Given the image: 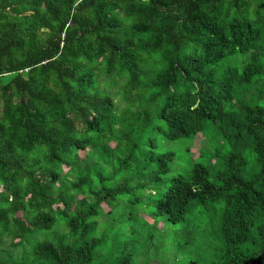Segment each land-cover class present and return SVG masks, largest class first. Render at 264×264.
I'll use <instances>...</instances> for the list:
<instances>
[{
    "label": "trees",
    "instance_id": "obj_1",
    "mask_svg": "<svg viewBox=\"0 0 264 264\" xmlns=\"http://www.w3.org/2000/svg\"><path fill=\"white\" fill-rule=\"evenodd\" d=\"M146 131L215 143L155 215L220 203L206 264H264V0H0V264H100V203L133 188L92 167L127 172Z\"/></svg>",
    "mask_w": 264,
    "mask_h": 264
},
{
    "label": "rangeland",
    "instance_id": "obj_2",
    "mask_svg": "<svg viewBox=\"0 0 264 264\" xmlns=\"http://www.w3.org/2000/svg\"><path fill=\"white\" fill-rule=\"evenodd\" d=\"M101 87L109 90L116 103L123 106L124 102L119 101L116 94L117 86L110 87L109 84L101 83ZM150 139L153 140V145L148 144L147 152L137 154L135 163H138L127 172L113 174L108 183L96 181L99 176L103 179L104 175L110 177L112 174H107L110 169L101 154L99 163L92 167L96 177L95 185L99 189L114 185L124 178L133 188L128 193L100 203L94 230V236L100 243L93 251L92 262L107 264L108 260L120 252L129 251L135 264H160L158 262L161 260L162 264H190L192 259L198 260L199 264H206L215 239V231L211 230L210 222L214 223L215 228L220 203L198 205L183 221L170 223L164 215H155L154 200L170 184L172 176L187 175L193 161L203 158V162L208 163L209 152H204L205 148L211 149L215 143L209 142L203 132L166 140L160 133L146 131L139 140V146L145 147L144 142ZM163 152H171L173 155L169 170L164 173L157 172V163L150 162L147 158L151 155L156 157ZM200 152L203 155L205 153L201 159L198 157ZM80 154L84 155V151H80ZM93 158L96 160V155ZM209 178L217 183L214 170H211Z\"/></svg>",
    "mask_w": 264,
    "mask_h": 264
}]
</instances>
